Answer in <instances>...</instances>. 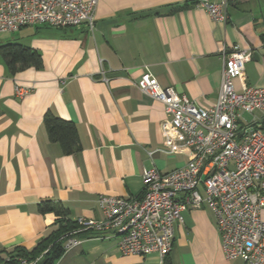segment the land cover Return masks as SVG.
<instances>
[{"label":"crops","instance_id":"obj_1","mask_svg":"<svg viewBox=\"0 0 264 264\" xmlns=\"http://www.w3.org/2000/svg\"><path fill=\"white\" fill-rule=\"evenodd\" d=\"M190 1L99 0L93 32L39 26L0 35V44L29 47L43 62L12 75L0 57V256L31 250L56 230V214L40 211L44 202L62 205L72 221H99L100 196L141 197L146 170L186 165L185 155L163 150L169 116L136 86L144 73L210 109L221 92L222 54L237 46L252 52L247 84L264 87V0H226V22L185 7ZM48 112L76 126L78 152L65 155L50 141ZM183 217L166 258L123 255L118 239L89 231L71 237L81 242L55 264H245L226 260L209 207Z\"/></svg>","mask_w":264,"mask_h":264},{"label":"built area","instance_id":"obj_2","mask_svg":"<svg viewBox=\"0 0 264 264\" xmlns=\"http://www.w3.org/2000/svg\"><path fill=\"white\" fill-rule=\"evenodd\" d=\"M98 2L0 0V35L39 26L86 25L93 32ZM194 7L216 22L228 19L226 0H196ZM251 58V51L237 46L222 54L221 92L210 109L199 108L144 73L136 86L169 116L162 124L163 150L185 155L188 161L166 174L156 167L146 170L141 197L100 196L104 218L79 219L76 233L93 231L116 238L123 255L157 253L166 258L173 249L176 227L184 223L183 213L207 206L215 216L226 260L264 264V87L246 82L245 66ZM17 93L23 92L17 88ZM245 114L253 121L244 120ZM80 242L70 237L65 249Z\"/></svg>","mask_w":264,"mask_h":264},{"label":"trees","instance_id":"obj_3","mask_svg":"<svg viewBox=\"0 0 264 264\" xmlns=\"http://www.w3.org/2000/svg\"><path fill=\"white\" fill-rule=\"evenodd\" d=\"M195 4L196 0H191L185 7H194ZM262 40L264 41V33ZM0 57L12 75L27 68L41 69L43 66L42 56L39 52L18 43L0 44ZM44 126L50 141L59 143L65 155L79 151L78 131L72 122L65 121L52 112H48L44 117ZM40 211L56 214L58 217L56 230L40 240L31 250L16 247L9 253L8 258L0 256V264H22V260L26 262L39 260L35 264H55L65 253L64 245L68 238L88 233H76L81 226L77 221L68 219L67 209L58 203L44 202L40 206Z\"/></svg>","mask_w":264,"mask_h":264},{"label":"rangeland","instance_id":"obj_4","mask_svg":"<svg viewBox=\"0 0 264 264\" xmlns=\"http://www.w3.org/2000/svg\"><path fill=\"white\" fill-rule=\"evenodd\" d=\"M4 36H6V35H4ZM1 38H5V37H3V35H2V36H0V40H1ZM0 42H1V41H0ZM3 42H4V41H3ZM255 115L260 116L259 113H256ZM243 119L246 120L247 122H252V121H253V116L248 115V114H245V115L243 116ZM38 261H39V260H37L36 263H37Z\"/></svg>","mask_w":264,"mask_h":264},{"label":"water","instance_id":"obj_5","mask_svg":"<svg viewBox=\"0 0 264 264\" xmlns=\"http://www.w3.org/2000/svg\"><path fill=\"white\" fill-rule=\"evenodd\" d=\"M256 59H258L257 55L254 56Z\"/></svg>","mask_w":264,"mask_h":264}]
</instances>
